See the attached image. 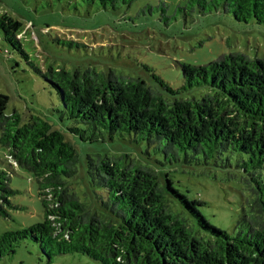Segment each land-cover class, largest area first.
<instances>
[{
    "label": "trees",
    "instance_id": "1",
    "mask_svg": "<svg viewBox=\"0 0 264 264\" xmlns=\"http://www.w3.org/2000/svg\"><path fill=\"white\" fill-rule=\"evenodd\" d=\"M82 1L116 10L134 0ZM187 7L201 15L221 8L237 22L264 24V0H188ZM24 31L20 20L0 13V41L44 79L58 100L52 110L71 125L63 130L43 115L7 111L8 96L0 93V146L6 150L0 215L21 207L11 201L16 169L35 181L43 211L41 221L0 234V260L28 241L47 264L70 253L99 264H264L263 58L233 51L203 65L179 63L182 84L172 87L153 71L145 80L93 67L48 63L42 69L24 50ZM50 41L83 45L57 36ZM70 137L126 141L139 146L144 161L127 151L87 153L79 171ZM148 161L211 166L239 177L248 197L234 230L211 224L199 210L203 203ZM75 179L81 193L68 187Z\"/></svg>",
    "mask_w": 264,
    "mask_h": 264
},
{
    "label": "rangeland",
    "instance_id": "2",
    "mask_svg": "<svg viewBox=\"0 0 264 264\" xmlns=\"http://www.w3.org/2000/svg\"><path fill=\"white\" fill-rule=\"evenodd\" d=\"M187 6L188 0H134L116 10H104L88 7L82 0H0V13L22 22L24 50L41 68L49 63L67 68L111 69L119 75L145 80L153 71L172 87H179V63L203 65L233 51L264 59V24L258 25L252 19L237 22L221 8L201 15ZM56 36L83 45L79 49L57 45L50 41ZM0 93L8 96L7 111L14 109L26 117L29 113L43 115L63 130L71 125L67 120L59 121L52 110L58 106V100L44 79L21 54L2 41ZM70 140L79 153V171L87 153L127 151L144 161L139 146L126 141L89 143L74 137ZM5 151L0 146V158L5 157ZM148 164L169 173L174 187L189 199L202 202L199 210L211 224L228 232L234 230L248 197L239 177H230L227 171L211 166L178 162L160 167L152 161ZM16 172L10 180V186L17 190L11 201L21 207L8 208V216L0 215V234L27 228L43 219L35 181L24 170ZM68 187L80 193L83 188L78 179L68 183ZM51 262L99 264L79 253L56 255ZM0 264H47V260L37 244L27 241L18 244Z\"/></svg>",
    "mask_w": 264,
    "mask_h": 264
}]
</instances>
